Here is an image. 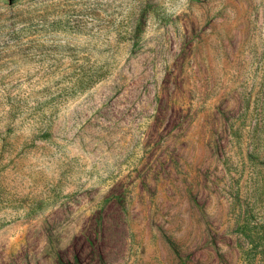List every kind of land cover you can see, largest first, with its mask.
Returning a JSON list of instances; mask_svg holds the SVG:
<instances>
[{"label":"rangeland","instance_id":"obj_1","mask_svg":"<svg viewBox=\"0 0 264 264\" xmlns=\"http://www.w3.org/2000/svg\"><path fill=\"white\" fill-rule=\"evenodd\" d=\"M0 264H264V0H0Z\"/></svg>","mask_w":264,"mask_h":264}]
</instances>
